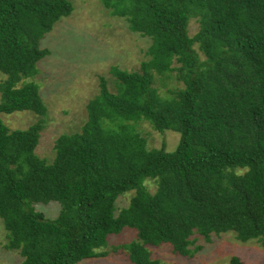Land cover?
I'll list each match as a JSON object with an SVG mask.
<instances>
[{
	"label": "trees",
	"instance_id": "1",
	"mask_svg": "<svg viewBox=\"0 0 264 264\" xmlns=\"http://www.w3.org/2000/svg\"><path fill=\"white\" fill-rule=\"evenodd\" d=\"M129 31L148 37L140 71L114 66L115 92L100 77L80 132L63 134L51 163L35 151L43 121L10 130L2 114L47 109L35 83L49 55L40 41L73 11L71 0H0V218L21 264L105 258L110 235L132 264H164L147 246L191 257L194 235L234 233L264 246V0H101ZM191 20L198 30L190 35ZM183 87L163 97L155 76ZM180 134L174 151L149 149L136 125ZM245 170L243 173L239 171ZM156 188L149 191L146 182ZM133 192L117 214L118 197ZM58 203L51 219L35 204ZM193 247V248H192ZM229 264H243L234 256Z\"/></svg>",
	"mask_w": 264,
	"mask_h": 264
},
{
	"label": "rangeland",
	"instance_id": "2",
	"mask_svg": "<svg viewBox=\"0 0 264 264\" xmlns=\"http://www.w3.org/2000/svg\"><path fill=\"white\" fill-rule=\"evenodd\" d=\"M73 11L61 18L40 41V48L47 49L49 55L37 64L38 75L24 79V83H35L47 112L39 116L30 111L2 114L1 118L10 130H26L39 120L43 121L36 155L51 163L55 156L54 144L63 134L80 132L87 120L86 105L99 93L100 77L108 82L110 91L115 92V78L110 69L114 66L126 71H140L146 61V51L151 44L148 37L129 31L125 18L112 16L101 0H71ZM198 30L197 21L189 23V34ZM154 87L163 97L183 87L171 75L161 79L155 76ZM6 76L0 72V83ZM1 102V94H0ZM137 131L147 141L149 149L161 148L172 152L176 149L180 134L171 130L156 131L145 121L136 125ZM245 170L239 171L243 173ZM149 191H155L152 181L146 182ZM133 192L118 197L116 214L129 204ZM36 211L47 218H55L60 205L52 202L47 205L35 204ZM194 246L202 249L191 257H183L173 252L171 245L147 246L151 258L164 264H229L234 256L243 264H264V246L261 241L240 242L235 234L228 232L210 236L209 242L199 235L192 236ZM137 240L134 229L124 228L117 235L108 237L104 251L105 258L85 259L78 264H132L127 251L113 247ZM264 240V238H263ZM3 221L0 218V264H21L23 257L17 250H9ZM193 248V247H192Z\"/></svg>",
	"mask_w": 264,
	"mask_h": 264
}]
</instances>
